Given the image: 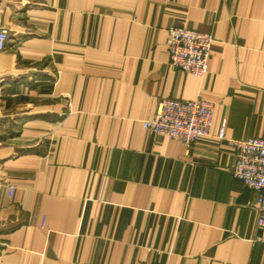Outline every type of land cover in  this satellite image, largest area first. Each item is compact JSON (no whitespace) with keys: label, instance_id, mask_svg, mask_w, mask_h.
<instances>
[{"label":"crops","instance_id":"obj_1","mask_svg":"<svg viewBox=\"0 0 264 264\" xmlns=\"http://www.w3.org/2000/svg\"><path fill=\"white\" fill-rule=\"evenodd\" d=\"M173 24L212 35L204 76ZM0 26V264H264L228 141L264 138V0H0ZM197 97L189 146L142 126Z\"/></svg>","mask_w":264,"mask_h":264},{"label":"built area","instance_id":"obj_2","mask_svg":"<svg viewBox=\"0 0 264 264\" xmlns=\"http://www.w3.org/2000/svg\"><path fill=\"white\" fill-rule=\"evenodd\" d=\"M9 30L0 26V50L5 46ZM213 38L209 32L173 24L167 29L166 49L168 63L191 75L202 77L208 72ZM213 103L200 97L194 99L160 98L154 114L141 120L149 132L178 140L189 146L199 137L209 134ZM218 136L223 137V128ZM235 147V161L231 175L255 193L257 240L264 241V138L249 137L228 140ZM15 186L8 184L11 195Z\"/></svg>","mask_w":264,"mask_h":264}]
</instances>
